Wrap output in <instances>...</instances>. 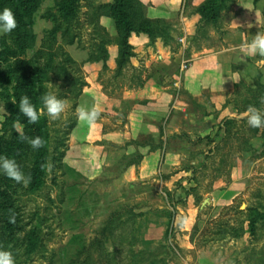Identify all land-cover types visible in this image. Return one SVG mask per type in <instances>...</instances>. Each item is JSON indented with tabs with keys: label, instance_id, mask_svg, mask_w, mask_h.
Listing matches in <instances>:
<instances>
[{
	"label": "rangeland",
	"instance_id": "obj_1",
	"mask_svg": "<svg viewBox=\"0 0 264 264\" xmlns=\"http://www.w3.org/2000/svg\"><path fill=\"white\" fill-rule=\"evenodd\" d=\"M105 1L81 0L83 6ZM235 1L232 0L227 10L219 12L215 28L210 23L199 22L197 7L186 6L188 34L181 41L187 42L193 50L218 47L219 40L226 36V32H221L223 17ZM52 7L53 0H45L34 15L36 42L33 50L27 52V58L39 49L43 31L51 27L41 16ZM165 22L169 27L168 44L173 47L176 43L173 38L179 33L177 21ZM108 28L113 39L112 25ZM88 31H81L79 44L63 46L76 63L68 66L67 76L52 78L43 85L45 93L50 92L64 101L65 108L56 119L40 115L39 120L45 122L48 153L45 165L35 177L36 183L31 187L21 183L25 191L0 174V213L12 214L26 231L41 234V243L46 248L44 254L29 255V264H46L52 254L55 264H66L96 236L111 213L122 209L125 214L129 210L145 214L137 225L140 236L149 246L163 244V234L168 227V244L174 249V255L167 257V264H264V225L258 226L253 238L246 235L238 240L219 238L213 225L219 219L231 224L244 219L227 209H264V129L255 130L246 122L242 123L246 116L237 112L245 103H257L256 108L264 110V103H261L264 56L256 58H262L261 68L252 60H234L232 77L224 72L219 73L221 77L210 73L201 86H180L171 90L176 110L168 105L157 110L160 116L143 127L135 141L114 147L118 157L116 166L102 169L88 178L70 168L68 158L64 157L81 98V94L77 96L79 88L70 87L69 81L75 78L84 83ZM212 33L217 38L212 37ZM235 37L233 34L232 40ZM6 49H10L9 40L7 36H0V155L16 161L15 134L20 133L21 127L9 119L5 106L7 98L12 102L9 96L14 92L13 84L4 83L11 69V61L4 60ZM191 58L188 51L186 59ZM53 59L60 61L59 57ZM188 65L191 62L183 63L180 70L177 64H172L169 72L182 78ZM104 74V79L116 82L111 88H117L118 82L140 84L143 75L129 64L120 76ZM37 105V108L42 107L41 102ZM163 130L168 132L167 137L161 135ZM156 146L161 158L151 175L144 177L130 167L137 165L143 155ZM4 205L10 208L3 209ZM119 264H125L123 259Z\"/></svg>",
	"mask_w": 264,
	"mask_h": 264
},
{
	"label": "trees",
	"instance_id": "obj_2",
	"mask_svg": "<svg viewBox=\"0 0 264 264\" xmlns=\"http://www.w3.org/2000/svg\"><path fill=\"white\" fill-rule=\"evenodd\" d=\"M44 1L0 0V9L10 8L17 21V28L7 35L10 49L3 51L4 60L11 61L9 76L5 77L4 83L14 86V92L9 96L12 102L7 98L5 106L9 110V119L21 127L20 133L15 134L17 144L15 154L16 162L22 172L31 177L28 187L36 183L35 177L45 165L48 153L45 122L38 119L36 123H29L27 118L19 112V101L22 96H27L33 105L38 106L41 96L45 94L44 83L51 81L52 78H65L69 72L68 66L76 65L65 53L63 46L79 44L81 31L89 30L87 58L84 64L100 63L102 70L106 71V63L109 59L107 48L111 45L116 46L117 56L113 76L117 77L134 56L132 47L128 43L130 35L143 34L148 37L150 43L161 39L164 44H168L170 40L167 33L169 27L165 20L146 18L145 6L141 0H111L110 3L97 5L89 3L84 6L81 0H53L52 9L41 16L43 20L51 24V27L43 31L39 49L31 58H27V52L33 50L36 42V35L33 32L34 15ZM231 3L232 0H205L197 7L199 22L203 25L210 23L215 28L219 12L227 10ZM101 18L111 21L115 33L113 39L106 28L100 24ZM57 57L60 58L59 62L53 59ZM69 85L72 88H79L77 96L81 94L85 86L82 81L75 78L69 81ZM139 85L138 83L135 86ZM260 89L263 88L260 87ZM249 105L257 107V103H245L237 112L245 113ZM241 122L245 123L246 119H242ZM21 132L28 137H40L43 146L33 150L20 138ZM157 149L156 146L151 152ZM17 186L23 188L21 183ZM23 190L26 191V188ZM4 206L3 209L10 208L9 205ZM226 211H234L236 215L244 216V219H237L236 224L223 219L213 222L217 228L215 234L221 239L228 237L238 240L246 235L253 238L258 226L264 225V209L250 207L244 211L238 209ZM144 217V213L135 214L130 210L126 214L123 209L114 211L96 236L86 246H82L75 252L66 264H100L101 262L119 264L122 263V259L125 264L143 262L144 264H167V257L174 255V249L168 244V227L163 234V244L149 246L150 244L145 242L138 232L137 221ZM40 239L41 234L34 230L26 231L24 226L19 224L18 219L12 217V214L7 215L5 211L0 213V249L10 251L16 264H29L31 261L29 255L46 252ZM139 245L142 249L135 250L134 248ZM46 264H55L53 254Z\"/></svg>",
	"mask_w": 264,
	"mask_h": 264
},
{
	"label": "crops",
	"instance_id": "obj_3",
	"mask_svg": "<svg viewBox=\"0 0 264 264\" xmlns=\"http://www.w3.org/2000/svg\"><path fill=\"white\" fill-rule=\"evenodd\" d=\"M204 1L141 0L145 6L146 18L176 20L179 33L173 38L176 42L173 47L164 44L161 39L150 43L148 37L143 34L130 35L128 43L132 47L134 56L130 58L129 65L133 70H140L143 74L139 86L118 82L117 88H111V84L115 85L116 82L104 79V73L110 75L114 73L116 46L111 45L107 48L109 59L106 63V71L102 70L100 63L84 64L85 86L78 107L86 104L95 108L99 116L95 124L88 125L80 121L77 114L64 156L68 158L67 165L75 172L89 178L102 169L116 166L118 157L114 147H119L127 141H135L143 127L154 123L157 116H160L157 110L165 109L167 105L170 106L168 108L176 110L171 90H176L175 88L180 86L188 88L201 86L206 75L210 76V73L221 77L219 73L224 72L232 77L234 60L237 62L252 60L255 61L256 66L262 67V58L258 60L256 58L259 55L244 53L241 45L257 34H264V0L235 1L223 17L221 32H226V36L218 39V47L206 46L193 50L188 47L187 42L177 43V40L186 39L188 34L189 20L184 13L185 7H198ZM110 2L111 0L105 1V3ZM100 24L109 32L108 27L111 23L106 18H101ZM233 34L236 36L234 40H232ZM211 35L216 37L214 33ZM188 51L191 59H186ZM185 62H191V65H188L189 68L182 78L170 74L172 64H177L178 69L181 70ZM121 106L125 109L123 110ZM120 118L122 120H119ZM162 132L161 135L168 136V132L165 130ZM152 138L155 139L154 136ZM160 158V152L152 151L144 154L137 165L130 167L147 177L155 171Z\"/></svg>",
	"mask_w": 264,
	"mask_h": 264
},
{
	"label": "clouds",
	"instance_id": "obj_4",
	"mask_svg": "<svg viewBox=\"0 0 264 264\" xmlns=\"http://www.w3.org/2000/svg\"><path fill=\"white\" fill-rule=\"evenodd\" d=\"M16 28L17 21L13 11L10 8L0 9V36H7ZM241 47L246 54L264 56V34L255 35L250 41L242 44ZM49 84L54 87L51 83ZM40 99L42 107L37 108L31 103L29 97L22 96L20 98L19 112L27 118L29 123H36L41 114H46L49 118L56 119L64 111L65 103L63 100L58 99L56 95L47 92ZM261 103H264V97L261 98ZM77 114L79 120L88 125L95 124L99 116L95 108L88 107L86 104H81L78 107ZM244 115L249 127L258 130L264 129V110L249 105ZM20 138L27 142L33 150L43 146V141L40 137H28L21 132ZM0 174L25 186L31 180L30 176H26L22 172L14 159L4 155H0ZM0 264H15L14 257L10 251L0 249Z\"/></svg>",
	"mask_w": 264,
	"mask_h": 264
},
{
	"label": "built area",
	"instance_id": "obj_5",
	"mask_svg": "<svg viewBox=\"0 0 264 264\" xmlns=\"http://www.w3.org/2000/svg\"><path fill=\"white\" fill-rule=\"evenodd\" d=\"M181 41V40H180Z\"/></svg>",
	"mask_w": 264,
	"mask_h": 264
}]
</instances>
